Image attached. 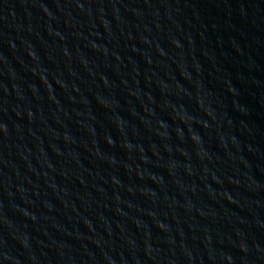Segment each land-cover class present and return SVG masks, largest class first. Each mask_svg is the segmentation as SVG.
Segmentation results:
<instances>
[{"label":"water","instance_id":"water-1","mask_svg":"<svg viewBox=\"0 0 264 264\" xmlns=\"http://www.w3.org/2000/svg\"><path fill=\"white\" fill-rule=\"evenodd\" d=\"M0 264H264V0H0Z\"/></svg>","mask_w":264,"mask_h":264}]
</instances>
